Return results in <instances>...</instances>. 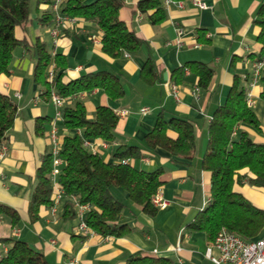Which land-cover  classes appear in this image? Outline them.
Masks as SVG:
<instances>
[{"label": "crops", "instance_id": "0c3cea01", "mask_svg": "<svg viewBox=\"0 0 264 264\" xmlns=\"http://www.w3.org/2000/svg\"><path fill=\"white\" fill-rule=\"evenodd\" d=\"M207 8L200 9L184 0L164 6V19L153 22L149 13L137 9L138 0H123L119 17L144 43L133 52L122 51L113 58L103 52L102 30L94 22L75 17L58 37H53L49 23L41 18L51 12L49 3L29 0V20L15 27L19 43L13 49L9 72L0 74V91L8 94L17 107V114L5 142L7 150L0 155V204L16 213L13 218L0 213V257L11 246L3 239L19 238L43 253L49 264H124L137 251L165 256L170 264H214L206 251L213 239L203 230L190 229L188 224L209 199L210 172L202 168V156L208 140V124L214 110L221 105L235 78L250 93V108L258 127L242 128L255 142L264 143V75L250 85L251 61L260 55L258 9L264 0H204ZM183 28L178 35L177 28ZM43 42L49 52L65 57L62 82L68 83L81 75L108 70L118 75L123 88L120 98L110 97L102 88L79 92L65 99L64 106L83 104L88 118L93 119L99 105L114 112L125 109L113 129L114 138L105 146L95 139L98 153L105 161H116L114 152L121 145L137 146L142 157L131 159L138 169L152 171L161 168L159 187L167 201L154 215L146 214L121 188L114 195L124 207L117 217L129 231L122 236H102L77 233L78 219L65 214L63 198L54 212L49 205H40L34 215L29 211L32 193L38 183V169L50 151L47 132L55 116V106L43 94L44 87L33 78L36 63L35 44ZM26 46H25V45ZM150 60L156 74L143 75L142 67ZM201 62L212 67L213 76L207 87L198 85L193 69L179 70L190 63ZM177 85L176 99L170 84ZM149 112L141 114L140 109ZM182 117L193 125L195 148L193 157L185 159L146 143L157 117ZM56 119L58 134L70 133ZM167 135L177 133L169 124ZM142 158H145L144 160ZM255 206L264 208V187L248 183L235 184ZM15 229L19 231L14 232ZM264 237V229L257 238Z\"/></svg>", "mask_w": 264, "mask_h": 264}, {"label": "trees", "instance_id": "16d2710c", "mask_svg": "<svg viewBox=\"0 0 264 264\" xmlns=\"http://www.w3.org/2000/svg\"><path fill=\"white\" fill-rule=\"evenodd\" d=\"M49 3L50 0H38ZM123 0H63L62 12L96 23L102 30V50L116 58L122 51L133 52L144 41L129 29L119 17ZM137 9L149 13L155 23L164 19L162 0H138ZM29 20V0H0V74L9 72L13 49L19 43L14 35L15 27ZM41 20L49 23L52 13H45ZM256 22L259 26L258 41L260 56H264V3L258 9ZM25 45V44H24ZM26 46V45H25ZM36 63L34 81L44 87L43 94L50 97L56 91L69 97L94 88H102L112 98L123 95L122 83L117 74L101 70L81 75L68 83L62 82L66 60L63 54L49 52L40 41L35 44ZM254 59V58H253ZM54 65V76L48 79V70ZM193 69L198 76V85L207 87L214 70L201 62L180 67ZM143 75L156 74L154 64L147 60L142 67ZM264 79V78H262ZM264 96V90H262ZM246 88L237 78L234 79L225 101L213 112L208 124V140L202 156V168L210 172L209 199L206 205L188 224L190 229L203 230L213 239L222 227L243 240L257 239L264 229V208L255 206L240 192L235 184L248 183L264 187V143L255 142L242 128L243 125L258 127L255 113L246 102ZM17 107L12 98L0 91V144L13 125ZM63 126L70 132L61 139L60 156L64 161L57 182L63 188L65 214L74 217L75 210L70 199L78 197L80 202H90L93 208L86 215V222L102 236L119 237L129 231L126 223L117 221L124 204L117 198L114 188H121L131 201L141 206L142 211L154 215L158 208L151 201L152 195L162 185L161 168L152 171L138 169L131 163L123 164V158L142 157L137 146L121 145L116 148V161H105L99 153H93L83 145V138L89 140H113V129L118 117L106 105H99L95 116L90 119L80 102L62 109ZM171 124L177 136L167 135ZM77 130H81L79 134ZM146 143L151 148L160 147L173 155L191 159L195 148L192 123L182 117L165 119L159 115L153 129L146 134ZM51 154L48 152L38 169V183L32 193L29 211L34 215L37 208L49 205L54 192L50 178ZM9 214L15 223L16 213L8 206L0 204V213ZM11 241V246L0 257V264H49L42 252L34 249L19 238L3 239ZM124 264H170L165 256L137 251L130 254Z\"/></svg>", "mask_w": 264, "mask_h": 264}, {"label": "built area", "instance_id": "2783aa9c", "mask_svg": "<svg viewBox=\"0 0 264 264\" xmlns=\"http://www.w3.org/2000/svg\"><path fill=\"white\" fill-rule=\"evenodd\" d=\"M62 2L63 0H50V10L52 13V24L49 28V32L53 37H58L61 33V29L67 24L75 21V17L67 15L62 12ZM189 2L200 8H207V4L204 0H189ZM163 6H169L170 4H177L182 7L184 5V0H162ZM178 35L183 33V28H177ZM188 71V68H185ZM264 75V56L256 57L251 61V70L249 73L250 85H253L259 80V78ZM54 76V65L48 70V79L51 80ZM171 93L177 99V85L174 83L170 84ZM75 95V94H73ZM72 96V95H71ZM246 102L248 105L251 103L250 93L246 91ZM50 98L55 106V116L51 121V127L47 132V137L50 143V154H51V171L50 178L53 184L54 192L52 196V202L50 204L51 211L54 212L57 205L61 202L64 196L63 188L59 185L56 178L59 174L62 165L64 164L63 159L60 156L61 149V137L58 134V128L56 125V119H62V109L64 107L65 99L58 94L56 91H52ZM149 112L148 107H142L140 109L141 114H146ZM117 117H122L128 113L127 110H116L114 112ZM79 134H82L81 130H77ZM107 142L102 140L100 145L105 146ZM83 145L88 148L93 153H98V146L96 140H89L83 138ZM7 150V144L5 140L0 144V155L4 154ZM143 160L145 158H142ZM123 164L131 163L130 158H123L120 160ZM70 199L73 203L75 210V217L78 219L76 226V231L78 234L83 236H92L96 233L95 230L90 228L86 222L87 213L93 208L90 202H80L78 197L71 195ZM151 201L157 208H164L167 205V201L162 197L160 188L152 195ZM19 230L15 229L14 232L17 233ZM212 246L215 248L216 253L212 252V248H208L206 251V256L214 264H264V237L257 238L253 240H243L238 235L229 232L226 228L222 227L218 230L213 240ZM73 264V262H69Z\"/></svg>", "mask_w": 264, "mask_h": 264}, {"label": "rangeland", "instance_id": "374dc122", "mask_svg": "<svg viewBox=\"0 0 264 264\" xmlns=\"http://www.w3.org/2000/svg\"><path fill=\"white\" fill-rule=\"evenodd\" d=\"M34 2H35V0H30V7L33 8Z\"/></svg>", "mask_w": 264, "mask_h": 264}]
</instances>
